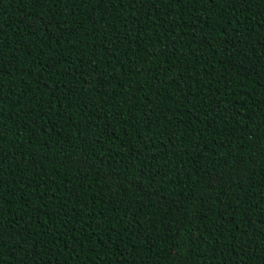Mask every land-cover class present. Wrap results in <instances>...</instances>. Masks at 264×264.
I'll return each instance as SVG.
<instances>
[{
	"label": "trees",
	"instance_id": "obj_1",
	"mask_svg": "<svg viewBox=\"0 0 264 264\" xmlns=\"http://www.w3.org/2000/svg\"><path fill=\"white\" fill-rule=\"evenodd\" d=\"M262 141L264 0H0V264H264Z\"/></svg>",
	"mask_w": 264,
	"mask_h": 264
},
{
	"label": "snow or ice",
	"instance_id": "obj_2",
	"mask_svg": "<svg viewBox=\"0 0 264 264\" xmlns=\"http://www.w3.org/2000/svg\"><path fill=\"white\" fill-rule=\"evenodd\" d=\"M45 2H47V0H45ZM52 3H57V2H62V0H51ZM74 2H77V3H80V4H87V3H90V2H97V3H103V0H74ZM83 137V145L85 147V149H87L90 145H95V144H98L100 141H99V138L95 136V134H92V135H82ZM249 151L253 154H255V157H258L261 159L262 162H264V141H262L261 143L259 144H256L255 147L253 148H250ZM86 155H88V153L86 152L85 153ZM94 154V153H93ZM219 163H221L222 165L224 163H227L228 166H229V170H230V173L232 174H237L238 176L239 175H243L245 172L248 171V168H247V164L249 162L248 158H246L244 161H240L239 159H232L231 161L225 159L223 161H217ZM251 163H255V159L253 158L251 160ZM123 166H127L126 164H124ZM149 179H151V177H149ZM212 181L210 180V183ZM214 186V184H213ZM194 194V193H193ZM206 193H201L200 194V201H201V206L205 201V197H206ZM186 199H188V196L185 197ZM199 213V207H197L195 209V213L194 215L198 214ZM180 245H177V248L179 249ZM176 264H185V262L183 261V259L179 256V252L177 253V260H176Z\"/></svg>",
	"mask_w": 264,
	"mask_h": 264
}]
</instances>
